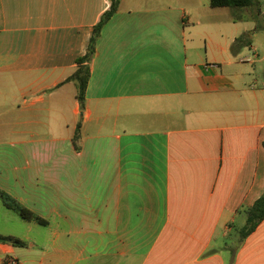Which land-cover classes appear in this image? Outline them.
<instances>
[{
	"label": "crops",
	"instance_id": "obj_1",
	"mask_svg": "<svg viewBox=\"0 0 264 264\" xmlns=\"http://www.w3.org/2000/svg\"><path fill=\"white\" fill-rule=\"evenodd\" d=\"M110 6L0 0V191L46 221L0 196V235L28 243L0 264H264V221L240 240L264 194L263 2L122 0L82 109L68 79Z\"/></svg>",
	"mask_w": 264,
	"mask_h": 264
},
{
	"label": "trees",
	"instance_id": "obj_2",
	"mask_svg": "<svg viewBox=\"0 0 264 264\" xmlns=\"http://www.w3.org/2000/svg\"><path fill=\"white\" fill-rule=\"evenodd\" d=\"M122 0H110L111 6L107 10L99 23L95 26L93 35L91 37L87 52L77 60V68L74 74L68 79L73 81L77 86L76 97L81 104V108L84 109L86 102V90L91 77V63L96 53L97 41L101 36V32L104 26L109 22L113 15L119 10ZM261 0H210L212 8H235V9H251L253 7L261 6ZM259 30V28H257ZM255 31L244 33L237 37L232 45L231 52L234 55H239L244 48L252 45L253 35ZM80 123L73 137V142L77 149H79L78 140H80ZM0 196L5 206L14 212H16L22 219L27 221H37L40 223H46V221L33 212L22 206L16 199L0 191ZM246 222L240 229V240L244 241L250 234H252L259 224L264 221V194L248 209L245 210ZM0 239H5L7 243L15 247H27L28 243L14 236L0 235Z\"/></svg>",
	"mask_w": 264,
	"mask_h": 264
},
{
	"label": "rangeland",
	"instance_id": "obj_3",
	"mask_svg": "<svg viewBox=\"0 0 264 264\" xmlns=\"http://www.w3.org/2000/svg\"><path fill=\"white\" fill-rule=\"evenodd\" d=\"M262 2L264 4V0H262ZM205 35H206V33L204 31H202V30H197L196 31V34H195V40L198 43V45L202 48L203 51L206 50V39H205Z\"/></svg>",
	"mask_w": 264,
	"mask_h": 264
},
{
	"label": "built area",
	"instance_id": "obj_4",
	"mask_svg": "<svg viewBox=\"0 0 264 264\" xmlns=\"http://www.w3.org/2000/svg\"><path fill=\"white\" fill-rule=\"evenodd\" d=\"M6 264H22L18 258L9 257L6 261Z\"/></svg>",
	"mask_w": 264,
	"mask_h": 264
},
{
	"label": "water",
	"instance_id": "obj_5",
	"mask_svg": "<svg viewBox=\"0 0 264 264\" xmlns=\"http://www.w3.org/2000/svg\"><path fill=\"white\" fill-rule=\"evenodd\" d=\"M0 242H6V240L5 239H0Z\"/></svg>",
	"mask_w": 264,
	"mask_h": 264
}]
</instances>
